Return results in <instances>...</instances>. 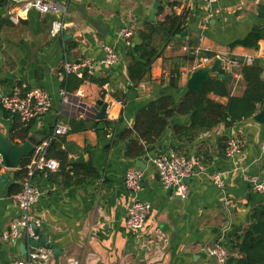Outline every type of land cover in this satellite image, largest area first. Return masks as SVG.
<instances>
[{
	"label": "crops",
	"instance_id": "0c3cea01",
	"mask_svg": "<svg viewBox=\"0 0 264 264\" xmlns=\"http://www.w3.org/2000/svg\"><path fill=\"white\" fill-rule=\"evenodd\" d=\"M20 1L9 0L0 7V97L20 92L22 84L48 93L50 109L31 121L28 137L35 144L51 137L56 123L70 127L71 118L88 123L85 129L54 136L49 153L59 166L46 174L38 172L33 178L40 194L30 213L39 222V234L45 235L53 248H49L46 260L35 259L30 264H217L206 249L221 239L230 253L231 241L243 229L251 206L264 198V193L250 189L247 179L251 174L264 177V153L260 151L264 123L252 116L229 127L220 124L191 140H177L172 124L186 125L188 117L175 115L152 150L134 159L125 155V142L119 134L132 127L138 109L150 99L171 92L178 101L185 93L193 57L184 46L199 45L211 53H229L239 60L250 55L253 63L262 67L264 77V18L259 12L264 0H217L209 7L201 0H51L55 10L47 13L19 11L16 5ZM154 2L157 6L150 18ZM13 13L19 16L13 19ZM166 15L178 16L180 33L168 36L159 26ZM53 20L64 24L54 36L50 34ZM97 25L105 29L100 31ZM149 26L156 27L149 46L160 53L151 64L150 76L134 83L128 78V46L118 30L130 27V45H134L140 42L137 33L148 31ZM251 32L262 37L252 45L236 43ZM104 45L117 54V62L111 66L102 62ZM84 58L92 64L89 74L107 78L108 82L100 85L85 80L75 92L67 91L70 101L64 103L60 95L65 89L64 64ZM241 67L226 71L223 78L234 95H240L244 88ZM175 70L180 73L178 88L171 89L168 82ZM209 96L222 103L227 101L225 96ZM97 99L108 103L105 119L76 112L80 103L99 110ZM83 110L95 114L86 107ZM12 117L0 105V131L7 137ZM221 137L236 138L240 152L226 157L223 146L227 140L220 141ZM13 142L22 143L18 138ZM170 148L202 161V170L188 181L186 198L163 189L148 160L149 155ZM60 151L65 153L63 158ZM137 160H142L146 168H140L142 186L133 194L123 180L126 170L134 168ZM15 170L0 168V173L8 175L0 191V264L27 260L33 248L24 233L17 239L5 240L2 236L18 216L13 194L8 192L12 182L21 186V180L14 179ZM212 172L220 173L223 188L208 178ZM133 197L151 205L140 230H131L125 224ZM226 198L234 204L229 211Z\"/></svg>",
	"mask_w": 264,
	"mask_h": 264
},
{
	"label": "trees",
	"instance_id": "16d2710c",
	"mask_svg": "<svg viewBox=\"0 0 264 264\" xmlns=\"http://www.w3.org/2000/svg\"><path fill=\"white\" fill-rule=\"evenodd\" d=\"M8 2L9 0H0V7ZM259 12L260 16L264 18V3L259 6ZM180 25L181 21L175 15H166L159 23V26H162L161 28L168 36L180 33L182 31ZM155 29V26H149L147 27L148 31H139L137 36L140 42L127 47L126 54L130 57L127 68L128 78L134 83L150 76L151 64L160 53L158 48L149 46ZM261 37L262 34L251 32L236 43L252 45ZM262 72V67L255 63L243 65L240 68L244 83L240 95L231 94L227 79L210 75L199 89L186 90L178 101L175 100L171 92H165L150 99L138 109L132 127L123 129L119 134V137L125 142V155L133 159L146 155L148 151L152 150V146L164 130L172 123L175 115H187L188 117L186 125L172 124L173 134L177 140H191L199 133L209 131L220 124L229 127L235 122L254 116L264 107V77ZM179 78V71L175 70L171 73L168 82L171 89L178 88ZM85 80H91L100 85L108 82L107 78H95L84 70L80 77L76 73H66L62 86L68 92H75ZM210 93L216 96H225L227 101L225 103L217 101L209 96ZM6 114L9 113L6 111ZM92 126H96V122ZM9 127V138L12 141L18 138L24 142L28 138L31 122L23 124L17 115H13ZM87 127L88 123L85 120L70 119L71 131L82 130ZM219 140L225 141L227 139L221 137ZM226 147L227 145L223 146L224 154ZM49 150H51L50 146L47 156L51 157ZM60 152L63 158L65 153ZM28 160L29 157L24 158L18 169L14 171L15 180L22 181L26 176L25 165ZM20 189V184L12 182L8 192L15 194ZM230 250L231 252L224 264H264V198L251 206L248 220L243 229L233 237Z\"/></svg>",
	"mask_w": 264,
	"mask_h": 264
},
{
	"label": "built area",
	"instance_id": "2783aa9c",
	"mask_svg": "<svg viewBox=\"0 0 264 264\" xmlns=\"http://www.w3.org/2000/svg\"><path fill=\"white\" fill-rule=\"evenodd\" d=\"M208 7L216 3L217 0H201ZM16 9L27 13L30 10H36L40 13H47L55 10V5L51 0H23L18 2ZM19 13H13L12 18H16ZM64 27L63 21L53 20L50 24V34L57 35ZM133 30L130 27H121L118 30V36L122 38L127 46L131 43ZM183 49L193 57V64L191 71L199 68L209 66L215 60H220L222 67L226 71L233 67L243 65H251L253 57L250 55L244 56L243 60H239L229 53H211L206 47L202 46H184ZM104 57L102 62L106 65H113L117 62V54L109 45L103 46ZM92 64L87 58L78 62H65L64 70L66 73H76L82 76L84 70L90 73ZM143 86V84H141ZM60 95L64 103H68L69 95L65 89L60 91ZM1 107L13 114L17 115L23 124H27L33 120L39 119L51 107L50 96L46 91L37 87H28L22 84L20 92L5 93L0 97ZM70 127L67 124L56 123L53 129L52 136L47 140L39 142L34 145L29 160L25 165L26 176L21 181V189L12 195L16 208L18 209V216L10 223L9 227L2 232L5 240L17 239L23 233L30 241L37 236L34 235V224L39 227V222L31 216V208L37 201L39 190L33 183V178L36 173H47L55 171L59 164L54 158L47 156V148L56 135L67 133ZM261 153H264V141L260 146ZM240 152V144L234 137L228 139L227 147L225 149V156L228 158L234 157ZM149 162L158 173L159 180L163 189H172L180 198H186L189 193L188 181L195 177L203 168V165L198 159L187 157L179 153L176 149L170 148L167 151L149 155ZM143 170L134 167L126 170L124 174L125 188L136 194L142 186ZM208 178L215 181L219 188H223L224 182L219 172L208 173ZM249 187L252 191L264 193V177L258 174H251L247 177ZM234 206L228 198L225 200V207L229 211ZM150 203L144 200L133 197L127 207L125 224L131 230H140L145 224L146 217L150 210ZM208 256L215 259L217 264H224L228 256V250L219 239L215 244L206 249ZM50 254L49 248L39 247L32 248L28 252V259H19L10 264H30L35 259L46 260Z\"/></svg>",
	"mask_w": 264,
	"mask_h": 264
},
{
	"label": "water",
	"instance_id": "95a60500",
	"mask_svg": "<svg viewBox=\"0 0 264 264\" xmlns=\"http://www.w3.org/2000/svg\"><path fill=\"white\" fill-rule=\"evenodd\" d=\"M157 3L154 2L151 7L150 18L154 17ZM97 28L102 31V28L105 29L102 25H97ZM185 32V31H184ZM182 32L181 35L184 34ZM210 73H216L218 77L225 78L226 70L222 67L221 61L218 59L212 65L199 67L191 71L187 81L186 88L187 90L199 89L203 83L209 78ZM79 107H76L75 110L78 114H84L86 116L94 117L97 120H103L106 118V109L108 103L103 99H97L95 105L99 106L100 109L97 110L94 106H88L86 103H80ZM83 107L88 108L89 110L95 111V114L88 115L89 112L84 111ZM254 120L259 123H264V108L260 109L254 116ZM100 127L102 124L99 125ZM35 145V141L32 137H28L21 144L14 143L9 137L5 136L2 131H0V168L3 166L5 169H18L20 162L28 157ZM135 167L146 168V164L142 160H137ZM8 181V175L6 173H0V191H2L3 186ZM172 190V189H169ZM34 235L37 236L30 240V245L33 248L45 247L53 248V244L48 242V239L45 235L39 234V227L34 224Z\"/></svg>",
	"mask_w": 264,
	"mask_h": 264
}]
</instances>
